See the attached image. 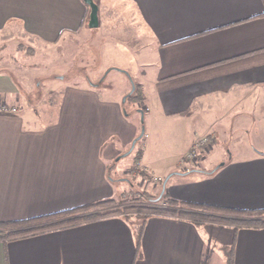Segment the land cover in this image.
<instances>
[{"label": "crops", "instance_id": "obj_1", "mask_svg": "<svg viewBox=\"0 0 264 264\" xmlns=\"http://www.w3.org/2000/svg\"><path fill=\"white\" fill-rule=\"evenodd\" d=\"M94 1L98 26L88 28L82 0H0V101L18 108L0 114V222L125 193L117 172L140 133L123 107L129 88L103 83L112 70L141 86L135 164L159 172L149 175L161 192L264 209V0ZM72 37L80 56L97 58V81L63 79L56 49ZM21 44L34 52L16 54ZM38 78L43 95L31 92ZM204 263L264 264V227L152 215L137 241L136 225L111 215L0 241V264Z\"/></svg>", "mask_w": 264, "mask_h": 264}, {"label": "trees", "instance_id": "obj_2", "mask_svg": "<svg viewBox=\"0 0 264 264\" xmlns=\"http://www.w3.org/2000/svg\"><path fill=\"white\" fill-rule=\"evenodd\" d=\"M112 69L110 68L109 70ZM123 72L129 77L130 82L134 86L132 91L125 94V99H130L135 105L141 106L144 101L141 86L126 71ZM140 138L141 136L137 138L135 144ZM134 148L135 145L127 155L133 153ZM141 155V150L137 149L135 162L141 158ZM111 215H121L128 221L134 215L137 219V224H135L137 241L146 219L152 215L187 217L196 224H201L204 221H215L217 223L230 224L237 228L264 227V209L242 210L215 205L180 203L168 198L164 192L153 196L145 191L136 192L130 199L123 198L118 201L114 199L102 200L39 217L0 222V241H9Z\"/></svg>", "mask_w": 264, "mask_h": 264}, {"label": "rangeland", "instance_id": "obj_3", "mask_svg": "<svg viewBox=\"0 0 264 264\" xmlns=\"http://www.w3.org/2000/svg\"><path fill=\"white\" fill-rule=\"evenodd\" d=\"M87 23V22H86ZM73 39V43H69L67 44V46L64 47H57L56 49V53H61V57L58 56L57 59H54L55 61H60L61 62V69L65 71V74L62 75L63 79L65 80H78V78H82L80 79V81H85L86 77L87 80L89 79L92 82L97 81V79L100 77L99 74H97V63H96V59L92 54H85L82 57V54L80 56L79 52L80 49L83 48H79L77 45H80V42L76 41V39L74 37H72ZM8 48H12L14 49V44ZM18 50L21 52L26 51V53H32L34 52L32 49L27 48V46H24L23 44L17 46V49L15 48L14 51H16V54L18 53ZM86 50L89 51V53H91L92 51V45L91 43L87 44V48ZM8 51H12L9 50ZM55 52V51H54ZM86 52V51H84ZM54 55V53H53ZM26 59L22 58L20 59V62L22 61V63L25 61ZM19 59H14V62H18ZM65 64V65H63ZM52 65V64H51ZM58 70V69H55ZM55 77V76H54ZM126 76L122 75L120 72L118 71H114L112 70L106 77L105 81L103 82L104 85H106L107 87H113V89L115 88L116 91L120 90L123 87H128L129 90H131V86H129L128 81L126 80ZM37 81V86H34L31 88V92H36L37 94H41L43 95V92H41V87L43 84V80L42 78H38L36 79ZM127 81V82H126ZM124 85V86H123ZM129 91H127L128 93ZM126 93V94H127ZM123 99V98H122ZM125 102L123 103V107L125 109V111L128 113V116L131 118V121L133 122L134 126L138 127L139 129V133H141L142 130H144L145 128V123L144 120L143 122H141L140 118H138L136 116V112H135V106L134 103L130 100V99H125ZM139 108H142L141 106H139ZM146 129V128H145ZM208 145V144H207ZM206 145V146H207ZM137 149L141 150V143L138 142L135 144V148L133 150V153H131L129 156L132 155L130 163L126 166L125 168V172L120 175V172H117V168H116V172H117V177L118 178H125V180L127 181V184H125V193H123L122 195H119L116 197L115 200H120V199H130L132 196H134L136 194V192H149L151 195L156 196L159 193H161V189L159 184H157L154 180L151 179L150 175L153 177H158L157 175L159 174L158 171L152 170L151 168H147L148 172L147 173L143 168L137 166L134 162L135 161V154ZM130 158V157H129ZM133 158V159H132ZM121 162H125L123 159ZM129 222L133 223V224H137V219L134 215H132L129 219ZM203 223H208L209 225L211 224H222V223H217L215 221H204ZM228 225V224H227ZM230 225V224H229Z\"/></svg>", "mask_w": 264, "mask_h": 264}, {"label": "built area", "instance_id": "obj_4", "mask_svg": "<svg viewBox=\"0 0 264 264\" xmlns=\"http://www.w3.org/2000/svg\"><path fill=\"white\" fill-rule=\"evenodd\" d=\"M18 108L15 106H11L6 104L5 102L0 101V114H13L17 112ZM207 138L205 136L197 138L191 145V148L187 154V157L195 160L197 157V153L199 150L203 149L204 146L207 145ZM206 264V263H204Z\"/></svg>", "mask_w": 264, "mask_h": 264}, {"label": "water", "instance_id": "obj_5", "mask_svg": "<svg viewBox=\"0 0 264 264\" xmlns=\"http://www.w3.org/2000/svg\"><path fill=\"white\" fill-rule=\"evenodd\" d=\"M83 3L88 7L89 9V13H88V19H87V27L88 28H95L98 26V8H97V4L95 3L94 0H82ZM134 88L133 83H131V90L132 91ZM125 100V97L123 98V101ZM140 120L141 122H143V113L140 111ZM143 134V130L141 131V133L139 134L138 138ZM137 138L135 140H133L132 145H131V149L134 146V143L136 142ZM128 152H130V150H128ZM126 154H123L122 156H124ZM118 159V158H117ZM164 183L166 182V179L163 181Z\"/></svg>", "mask_w": 264, "mask_h": 264}]
</instances>
